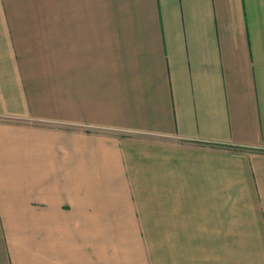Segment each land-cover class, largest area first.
Listing matches in <instances>:
<instances>
[{
	"label": "crops",
	"instance_id": "obj_1",
	"mask_svg": "<svg viewBox=\"0 0 264 264\" xmlns=\"http://www.w3.org/2000/svg\"><path fill=\"white\" fill-rule=\"evenodd\" d=\"M0 264H264V0H0Z\"/></svg>",
	"mask_w": 264,
	"mask_h": 264
}]
</instances>
